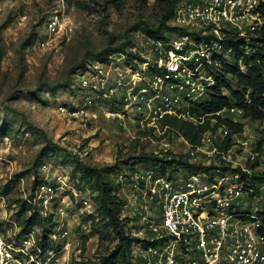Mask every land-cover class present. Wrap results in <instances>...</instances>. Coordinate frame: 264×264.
Instances as JSON below:
<instances>
[{
    "label": "built area",
    "instance_id": "1",
    "mask_svg": "<svg viewBox=\"0 0 264 264\" xmlns=\"http://www.w3.org/2000/svg\"><path fill=\"white\" fill-rule=\"evenodd\" d=\"M263 4L264 0H178L161 33L142 34L135 52L125 48L79 66L74 87L82 97L80 107H58L65 115L77 116L109 100L113 105L107 114L123 128H149L158 132L154 136L159 140L171 133L174 149H154L156 156L185 159L129 161L109 173L113 192L122 202L121 228L133 239L130 254L136 264H264V207L256 194L254 205H246L256 187L252 174L259 167L234 157L236 146L247 144L243 131L227 142L229 127L219 123V117H243L244 109L235 100L215 111L208 108L219 78L231 76L225 64L246 68L231 38L246 42L240 47L243 53L257 50L250 43L263 28ZM46 25L37 40L43 49L72 29L59 13ZM170 118L208 128L195 143L165 122ZM218 132L225 133L221 143ZM37 179L32 204L43 219L52 217L56 228L60 226L58 235L51 233L52 240L62 238L69 248V209L75 204L81 212L91 210V197L87 191L73 190L74 181L70 185V178L57 171L56 160L42 159ZM16 236L11 240L0 227V264H25L36 229L32 226Z\"/></svg>",
    "mask_w": 264,
    "mask_h": 264
},
{
    "label": "rangeland",
    "instance_id": "2",
    "mask_svg": "<svg viewBox=\"0 0 264 264\" xmlns=\"http://www.w3.org/2000/svg\"><path fill=\"white\" fill-rule=\"evenodd\" d=\"M173 3L174 0H0V227L11 240L35 227L36 236L25 254V264L98 261L118 239L100 210L101 181L95 171L86 167L102 168L119 161L124 165L128 158L134 163L145 162L140 160L143 153L174 149L175 139L169 132L170 137L159 140L155 137L158 132L149 128L138 132L134 124L120 126L107 114L113 105L109 100L97 102L87 108L86 114L77 116L65 115L58 108L68 104L72 109L82 103L74 87L78 85L74 83L80 63L103 51L108 57L117 55L120 50L116 49L125 43L127 50L135 52L136 40L142 34L153 36L159 33L158 28L164 29L166 22H161ZM55 13L72 29L69 34L55 37L49 48H40L38 37L47 31V20ZM129 38L131 42H127ZM254 42L250 43L252 50L257 49L258 38ZM229 79L233 80L232 74ZM239 118L244 123L247 144L236 146L234 157L261 171L264 120ZM224 134L218 132L219 143ZM48 158L56 160L57 171L70 178V185L74 181L73 190L87 191L92 200L89 211L81 212L75 204L69 209V248H65L62 238L56 242L47 239V222L40 215L33 216L37 210L32 193L39 162ZM79 160L81 168H77ZM255 186L246 205H254L252 198L256 194L257 203L264 207V185L256 182ZM73 190L69 191L71 197ZM32 217L34 222L29 226L27 221ZM60 232L59 226L52 233L56 236ZM128 256L131 258L129 250Z\"/></svg>",
    "mask_w": 264,
    "mask_h": 264
},
{
    "label": "trees",
    "instance_id": "3",
    "mask_svg": "<svg viewBox=\"0 0 264 264\" xmlns=\"http://www.w3.org/2000/svg\"><path fill=\"white\" fill-rule=\"evenodd\" d=\"M177 1L178 0H174L172 7L164 15L161 24H164L169 18L173 16ZM260 10L264 15V4L261 6ZM157 30H159L158 32L161 33L160 28H158ZM231 41L238 46L236 57L238 59L241 58L243 60L246 65V68L243 69L238 63L225 64L226 70L232 74L233 80H230L229 78L225 77H223V79L219 78L217 84L214 86L216 95L212 96V100L209 103L208 108L210 110L215 111L222 108L226 104H230L232 100H235L239 104V106L244 109L243 117L251 118L253 120H264V25L260 36L258 37L259 45H255L257 46V50L255 52L243 53L240 47L242 45H245L246 42H244V40L242 39L234 41L231 38ZM127 42H131L130 38ZM126 44L127 43L122 46H119L116 50H124ZM101 54L103 55L104 51L97 55L102 56ZM84 62L85 61L80 63L78 67L84 64ZM223 87L227 88V90L229 91L227 94H223ZM219 118V123H225L229 127V136L227 137V142L235 132H240L245 129L244 123L241 121V118L238 119L237 117L233 119L229 116L225 118ZM165 122L177 128L182 134H184L187 138H189L192 142L195 143L200 140L202 132L208 128V124L194 125L189 121L178 118H170L167 119V121ZM44 152L45 150L42 152V154ZM166 157L160 158L154 153H143L140 160H144L147 162L168 161L171 163H174V161L176 160H180L185 162V159H183L182 155L178 158H176L175 155H173L170 159ZM128 159L124 160V162H129ZM78 164L79 165H77V168H81L80 160L78 161ZM117 166H121L120 161L113 165H107L102 168H95L90 166L86 167V169H89L90 171H95L97 177L101 181L100 210L103 216L107 217L108 225L113 227V231L115 232L116 237L118 239V241L113 247H107V249L109 250L108 253L101 255L99 257V260L93 262V264H136L128 256V250L130 253V245L133 239L128 234H126L121 228L119 213L121 211L122 202L113 192L114 183L109 176L110 171L115 169V167ZM37 181L38 179L36 177V182ZM251 181L254 184L256 182H259L260 184L264 185V169L261 171L253 172ZM33 216L39 217L38 211H35ZM33 222V217L27 221L29 226H31ZM45 222H47L48 224L47 231L49 232L47 239L50 238V241H52L51 233L56 227V222L52 217L46 219ZM102 238L103 237L101 233V239Z\"/></svg>",
    "mask_w": 264,
    "mask_h": 264
}]
</instances>
